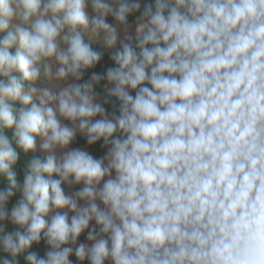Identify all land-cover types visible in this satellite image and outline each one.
<instances>
[{"label":"clouds","instance_id":"9594fccd","mask_svg":"<svg viewBox=\"0 0 264 264\" xmlns=\"http://www.w3.org/2000/svg\"><path fill=\"white\" fill-rule=\"evenodd\" d=\"M154 5L0 0V264H264V0ZM108 16L126 33L120 48ZM101 37L115 67L84 80ZM6 131L25 154L42 137L61 155L34 156L21 183ZM78 134L106 156L72 148ZM92 221L91 247L70 246ZM42 239L46 258L32 251Z\"/></svg>","mask_w":264,"mask_h":264},{"label":"trees","instance_id":"16d2710c","mask_svg":"<svg viewBox=\"0 0 264 264\" xmlns=\"http://www.w3.org/2000/svg\"><path fill=\"white\" fill-rule=\"evenodd\" d=\"M148 4H152L153 8L155 7L154 5V0H143V3L141 4V12L143 11V8L148 5ZM141 12H135L131 15H129L128 17V23H129V26L130 25H133L137 22V19L140 17L141 15ZM107 22L109 24H112L114 26H117L119 28H122L121 26H118L117 25V22L114 20V18L112 16H108L107 17ZM132 43L135 45V39L133 38V41ZM93 48L97 51H102L103 52V56H102V59L100 61V63L94 68V69H91L89 70L88 72H86L84 74V80H87L89 79V77L91 76L92 72H97V73H106L107 69L110 68V67H115V64L113 62V60L111 59V55H112V51H108V52H105L103 51L99 46L97 45H94L93 44ZM137 51H139V49H137ZM107 84V81H102L101 84L99 86H97L96 88V91L97 93L100 94V96H104V98H107L106 97V94L104 95V90H105V86ZM146 86H149L150 85H146ZM26 87H27V84H26ZM130 94H132L133 96H135V91L134 90H131L130 91ZM109 99V102L108 103H105L104 104V107L105 109L107 110L108 114L111 115L113 113H115L116 115L119 114V101L116 100L115 98H107ZM15 107L17 109L21 108L22 105L19 104V102H17L15 104ZM6 135L8 136L10 142L12 143V146L20 153V159H19V162L17 164V166L15 167L14 171L17 172L18 174V177H19V180L20 182L22 183L23 182V176H24V172L25 170L27 169V165L28 163L30 162V160L34 157V156H40V157H43L45 156V154L41 153V152H35V153H28V154H25L24 152H22L17 144H16V140H15V137L13 135V132L12 131H6ZM40 137H37V143L39 141ZM72 148H80V147H85L87 148V151L94 157V158H97V159H102L106 156L107 154V151H108V147L105 146L103 144V141H100L98 142L97 144L95 145H88L87 141H86V138L84 136H79L77 135L75 141L73 142V144L71 145ZM51 179H58V177L53 174V176L51 177ZM83 187L84 185L81 184ZM5 187V183L3 182H0V188H3ZM64 191L66 192V187L65 185H62ZM22 198V195L21 193L17 192L9 201L7 207L9 209V211L11 210V208ZM68 214V217H69V222L71 220V217L73 216L72 213H67ZM5 227H6V230L7 231H15V230H21L18 228L17 225H13L10 221L8 222H5ZM91 229L89 230H86L85 233L80 237V241L85 243L88 241L87 239V234H88V231H90ZM97 232H99V228H97ZM107 238V237H105ZM50 246L42 239L41 242L39 244H35L33 245V248H32V251H35L37 252L41 257H45L46 258V254L48 251H50ZM71 261L74 263V264H90V262L85 259L83 262L79 261L77 259V257L75 256V254H73L71 257H70ZM19 262L20 264H26V261L24 259V256H21L19 258ZM105 264H112V261L111 260H108L105 262Z\"/></svg>","mask_w":264,"mask_h":264},{"label":"rangeland","instance_id":"374dc122","mask_svg":"<svg viewBox=\"0 0 264 264\" xmlns=\"http://www.w3.org/2000/svg\"><path fill=\"white\" fill-rule=\"evenodd\" d=\"M140 3L142 4V3H143V0H140ZM87 11H88L89 15H94V12H93L91 6L88 7ZM135 25H136V23L133 24V25H130V26H129L128 33H127V35H131L133 38L135 37ZM125 37H126V33H125V31L123 30V28H119V27H118V37H117V45H116L117 48H120V46H121V42H127L126 39H125ZM85 39L87 40V37H85ZM93 44L99 46V47H100L103 51H105V52H108V51H114V50H106V49H104V48L102 47V37H101L100 40L94 42ZM45 83H46V82H45ZM109 86H110V85L106 84L105 89H106L107 87H109ZM130 91H131V89H129V92H130ZM105 94H106V91L104 90V95H105ZM101 98L104 99V96H101ZM111 115H112V114H111ZM111 115H109V116L111 117ZM63 123H65V124H69V125H70V122H69V121H63ZM78 135H79V136H83V135H80V134H78ZM41 143H43V138H42V137H40V139H39V141H38V143H37V150H36L37 152H41V153H43V154H45V155H53V156L59 158V156L61 155V150H53L52 152L45 153V152H43V151L40 149V147H39V145H40ZM79 149H82V150H86V151H87V148H85V147H80ZM113 176H115V173H113ZM64 185H65V187H66V192H65L66 195H74L75 192H77V191H79L81 188H83V186H82L81 184H79V185H77V184H73V185H71V186H69L68 184H64ZM78 203H79L81 206L84 205V201H78ZM99 203H100V202L98 201V204H99ZM100 206L103 207L102 204H100ZM53 211H54V212H55V211H61V212H66V213H72V214L74 215V213H73L71 210H69V209H60V210H55V209H54ZM93 227H95L96 229L99 228V226L95 224V221H92V222H91L89 229H92ZM84 233H85V232H84ZM84 233H83V234H84ZM83 234H82V235H83ZM82 235H81V236H82ZM81 236H80V237H81ZM80 237L78 238L77 245H70V246H72L73 248H75L76 246H78V244L83 243V242L80 241ZM91 243H92L91 241H87V242H85L84 244H86L87 246L91 247ZM70 260H71V259H70ZM72 264H74V263L72 262Z\"/></svg>","mask_w":264,"mask_h":264}]
</instances>
